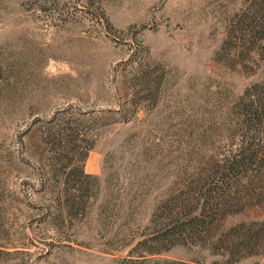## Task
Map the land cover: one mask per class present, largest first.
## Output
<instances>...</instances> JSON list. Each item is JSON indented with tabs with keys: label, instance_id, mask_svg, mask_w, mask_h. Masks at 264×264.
Returning a JSON list of instances; mask_svg holds the SVG:
<instances>
[{
	"label": "rangeland",
	"instance_id": "1",
	"mask_svg": "<svg viewBox=\"0 0 264 264\" xmlns=\"http://www.w3.org/2000/svg\"><path fill=\"white\" fill-rule=\"evenodd\" d=\"M263 24L264 0H0V264H227L231 229L264 222V148L210 235L150 221L202 199L198 179L238 147ZM52 129L75 151H43Z\"/></svg>",
	"mask_w": 264,
	"mask_h": 264
},
{
	"label": "trees",
	"instance_id": "2",
	"mask_svg": "<svg viewBox=\"0 0 264 264\" xmlns=\"http://www.w3.org/2000/svg\"><path fill=\"white\" fill-rule=\"evenodd\" d=\"M260 29L264 30V24L260 25ZM242 32L248 34L246 29ZM259 40L264 41V37ZM237 111V122L240 128V134L237 137L238 147L225 155L223 159L213 162L203 177L198 179L197 193L202 194V199L199 197L194 201L180 200L173 207L166 206L159 216L151 218L150 223L156 226L159 234H171L174 238L183 240L200 236L202 231H208L207 234L210 235L212 225L218 217H222L225 207L220 200V195L225 193L229 183L235 177L237 179L242 175L243 170L247 171L248 165L255 160L257 151L264 148L263 144L260 145L263 141L260 135L264 132V82L254 84L245 91ZM62 131L55 129L46 131L41 144L43 151L51 155L60 154L65 150L75 151L71 149L70 143L65 142L64 131ZM45 159L46 164L51 167L64 166L65 160L61 158L46 157ZM76 162L77 160L69 162L67 167ZM75 168L80 167L77 165ZM64 182L68 184L69 181L65 178ZM231 231L229 239L224 243L222 241L221 245V248L229 254L225 263L239 262L236 256L240 254L247 256L261 254L264 257V222L240 225L232 228ZM156 239L157 237L154 236L149 241L153 242ZM147 242L145 240L138 242L135 249ZM220 242L218 239L215 244Z\"/></svg>",
	"mask_w": 264,
	"mask_h": 264
},
{
	"label": "water",
	"instance_id": "3",
	"mask_svg": "<svg viewBox=\"0 0 264 264\" xmlns=\"http://www.w3.org/2000/svg\"><path fill=\"white\" fill-rule=\"evenodd\" d=\"M138 242H140V241L139 240L134 241L131 245L127 246L121 252H119L118 255L121 257L128 256V254L136 248Z\"/></svg>",
	"mask_w": 264,
	"mask_h": 264
}]
</instances>
